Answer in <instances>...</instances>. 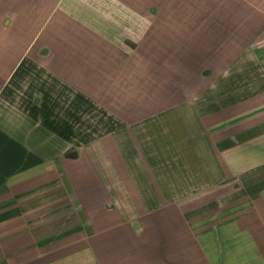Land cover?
<instances>
[{"label":"crops","instance_id":"1","mask_svg":"<svg viewBox=\"0 0 264 264\" xmlns=\"http://www.w3.org/2000/svg\"><path fill=\"white\" fill-rule=\"evenodd\" d=\"M0 264H264V0H0Z\"/></svg>","mask_w":264,"mask_h":264}]
</instances>
